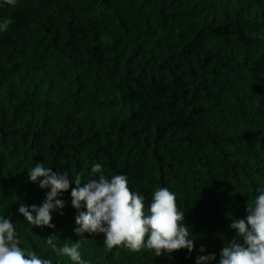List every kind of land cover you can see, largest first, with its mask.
<instances>
[{
    "label": "trees",
    "instance_id": "trees-1",
    "mask_svg": "<svg viewBox=\"0 0 264 264\" xmlns=\"http://www.w3.org/2000/svg\"><path fill=\"white\" fill-rule=\"evenodd\" d=\"M0 5V24L12 21L0 32V217L20 247L72 264L46 244L54 235L57 248L81 240L88 264H219L229 225L264 190V0ZM36 163L82 184L100 164L106 179L127 177L145 212L168 188L192 252L109 251L102 233L77 235L74 184L56 197L54 228L30 225L18 208L50 191L28 179Z\"/></svg>",
    "mask_w": 264,
    "mask_h": 264
},
{
    "label": "clouds",
    "instance_id": "clouds-1",
    "mask_svg": "<svg viewBox=\"0 0 264 264\" xmlns=\"http://www.w3.org/2000/svg\"><path fill=\"white\" fill-rule=\"evenodd\" d=\"M3 3L14 6L16 0H3ZM11 23L10 19H5L0 24V32L7 31ZM98 173V179H89L82 184L80 175L73 182L67 171L56 173L42 163H36L29 171L28 179L36 182L43 178L39 180V188L50 191L41 205H21L18 212L32 226L54 228L51 213L64 207L63 200L56 197L74 184L71 205L78 212L75 223L79 227L74 229L77 235L102 233L103 244L109 251L113 247H123L131 252L148 250L155 257L181 249L192 252L195 238H190L191 232L183 222L184 212L178 209L174 192L165 187L155 189L145 212L144 197L130 190L126 176L106 179L101 165L94 164L91 175ZM81 207L86 210L79 211ZM229 227L235 230V235L224 243L219 264H264V190H260L251 203H246L245 218L233 219ZM20 243L13 222L0 217V264H53L51 259L20 247ZM46 244L58 256L68 257L72 264H88L81 259V240L57 248L54 235H49ZM204 251L201 246L199 252ZM215 258V254L199 255L195 264H209Z\"/></svg>",
    "mask_w": 264,
    "mask_h": 264
}]
</instances>
